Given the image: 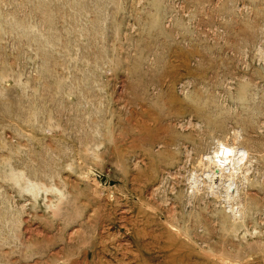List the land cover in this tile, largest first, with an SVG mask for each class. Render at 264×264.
I'll list each match as a JSON object with an SVG mask.
<instances>
[{"label":"rangeland","instance_id":"obj_1","mask_svg":"<svg viewBox=\"0 0 264 264\" xmlns=\"http://www.w3.org/2000/svg\"><path fill=\"white\" fill-rule=\"evenodd\" d=\"M0 264H264V0H0Z\"/></svg>","mask_w":264,"mask_h":264},{"label":"bare ground","instance_id":"obj_2","mask_svg":"<svg viewBox=\"0 0 264 264\" xmlns=\"http://www.w3.org/2000/svg\"><path fill=\"white\" fill-rule=\"evenodd\" d=\"M237 193H238V192H237ZM237 193H236V194H237Z\"/></svg>","mask_w":264,"mask_h":264}]
</instances>
